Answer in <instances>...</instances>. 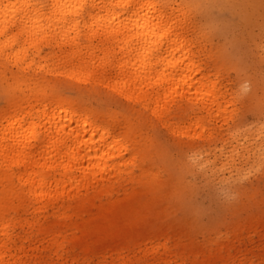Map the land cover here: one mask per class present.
Here are the masks:
<instances>
[{
  "label": "rangeland",
  "instance_id": "rangeland-1",
  "mask_svg": "<svg viewBox=\"0 0 264 264\" xmlns=\"http://www.w3.org/2000/svg\"><path fill=\"white\" fill-rule=\"evenodd\" d=\"M38 1L49 11L48 0ZM165 2L174 16L189 8L193 19L186 35L199 45L195 60L220 89L223 109L178 111L175 100L170 122L179 127L176 134L151 127L145 110L135 129L125 120L130 103L107 82L94 91L91 81L45 69L21 73L0 60V117L22 102L24 111V101L33 105L38 94L49 101L50 85L73 94L79 86L90 93L86 102L103 111L112 136L128 147L125 158H135L113 171L101 191L80 187V199L64 200L62 213L44 215L29 185L9 175L17 166L0 164V172L8 173L0 178V241L7 234L12 240L0 264H264V0H243L213 13L186 0ZM50 109L42 115L30 110L32 130L50 124ZM147 136L162 144L161 155L149 154ZM121 172L136 182H118Z\"/></svg>",
  "mask_w": 264,
  "mask_h": 264
},
{
  "label": "bare ground",
  "instance_id": "bare-ground-1",
  "mask_svg": "<svg viewBox=\"0 0 264 264\" xmlns=\"http://www.w3.org/2000/svg\"><path fill=\"white\" fill-rule=\"evenodd\" d=\"M165 1L48 0L49 11L45 12L38 0H0V60L11 62L21 73L45 69L76 82L91 81L94 91L107 82L114 94L130 103L125 120L135 129L145 110L151 127H168L176 134L179 127L170 122V105L175 100L178 111L183 107L192 112L195 107L208 112L223 109L220 89L195 60L199 45L186 35L193 19L189 8H179L180 14L174 16V7H166ZM186 2L213 13L235 9L243 0ZM51 60L56 67L49 68ZM67 86L77 88L75 93L50 85L49 101L38 94L33 105L24 101V111L22 102L0 117V164L17 166V171L10 168L9 175L29 185L28 192L43 215L62 213L64 200L81 198L80 187L101 191L113 171H122L135 160L125 158L128 147L112 136L111 126L102 123L103 111L86 102L84 95L90 93ZM50 108V124L44 121L40 131L32 130L36 124L30 110L42 115ZM22 121L28 122L23 125ZM146 140L150 155L162 154L164 149L156 138L147 136ZM7 174L0 172V178ZM123 175H118V182H136V177ZM50 237L53 242L57 236ZM11 244L8 234L0 241V262ZM14 247L20 252V246Z\"/></svg>",
  "mask_w": 264,
  "mask_h": 264
}]
</instances>
